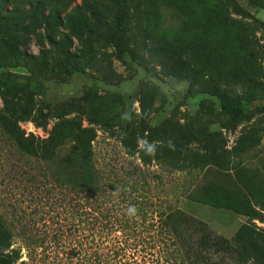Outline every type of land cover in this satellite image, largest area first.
Wrapping results in <instances>:
<instances>
[{
    "label": "rangeland",
    "instance_id": "obj_1",
    "mask_svg": "<svg viewBox=\"0 0 264 264\" xmlns=\"http://www.w3.org/2000/svg\"><path fill=\"white\" fill-rule=\"evenodd\" d=\"M129 7L131 53L119 60L106 40L110 0H0V197L30 200L37 140L77 135L81 125L117 168H129L122 140L149 158L165 147L168 159L151 162L154 192L170 185L167 195L182 211L233 240L238 256L224 252L223 264H264V0H133ZM48 37L71 40V74L60 68L64 44L52 47ZM11 46L26 65L11 60ZM6 85L14 88L4 92ZM213 87L230 97L249 91L256 116L226 129L214 97L199 95ZM188 133L181 156L177 144ZM191 185L197 195L188 199ZM16 246H1L0 260ZM52 250L35 262L24 250L14 264L67 263Z\"/></svg>",
    "mask_w": 264,
    "mask_h": 264
},
{
    "label": "trees",
    "instance_id": "obj_2",
    "mask_svg": "<svg viewBox=\"0 0 264 264\" xmlns=\"http://www.w3.org/2000/svg\"><path fill=\"white\" fill-rule=\"evenodd\" d=\"M110 2L115 16L106 31V40L116 57L122 60L131 53L127 26L129 5L133 0ZM233 12L238 17L251 18L238 6H233ZM173 23L174 20L171 28ZM47 40L52 47H65L62 51L66 53L65 61L60 68L63 73L71 74L75 69L71 67V40L68 37L57 43L50 37ZM62 44L64 46L60 47ZM7 53L16 65H26L17 47L7 48ZM12 86H4L3 91L14 88ZM204 94L214 97V101H209L214 111L227 116L229 131L250 122L257 114L256 110L248 109L249 91L230 97L213 87L199 93ZM188 97L193 98V95ZM75 129L77 135L52 133L37 140L32 163L35 172L31 177L34 190L28 192L30 200L12 202L0 197L3 229L0 247L17 244L1 258L0 264H14L24 250L30 261L46 259L44 252L52 246L56 258L61 254L66 264H71L72 259L80 264H223L224 252L238 256L233 240L224 239L176 205L167 195L170 185L159 195L154 192L151 162L168 159L169 151L165 147H157L156 156L149 158L144 156V148L141 151L127 149L122 140L123 158L130 160L129 168H117L105 161L115 162L117 158L98 154L93 147L97 135L87 134L88 130L81 125ZM181 140L190 143L191 134L178 141V152L182 156L185 151ZM205 175L206 172L203 177ZM196 187L191 185L185 189L186 198L196 197ZM48 239L52 244L50 248ZM21 264L26 262L21 261Z\"/></svg>",
    "mask_w": 264,
    "mask_h": 264
}]
</instances>
